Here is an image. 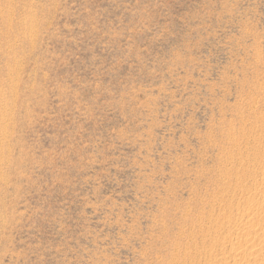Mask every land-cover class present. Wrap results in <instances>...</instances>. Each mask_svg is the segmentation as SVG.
<instances>
[{
	"label": "rangeland",
	"instance_id": "1",
	"mask_svg": "<svg viewBox=\"0 0 264 264\" xmlns=\"http://www.w3.org/2000/svg\"><path fill=\"white\" fill-rule=\"evenodd\" d=\"M0 264H264V0H0Z\"/></svg>",
	"mask_w": 264,
	"mask_h": 264
}]
</instances>
